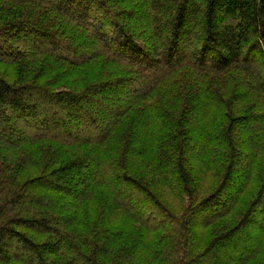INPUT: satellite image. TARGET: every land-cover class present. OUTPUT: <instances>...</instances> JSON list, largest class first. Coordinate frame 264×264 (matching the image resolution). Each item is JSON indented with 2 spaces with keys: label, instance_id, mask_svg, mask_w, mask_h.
<instances>
[{
  "label": "trees",
  "instance_id": "16d2710c",
  "mask_svg": "<svg viewBox=\"0 0 264 264\" xmlns=\"http://www.w3.org/2000/svg\"><path fill=\"white\" fill-rule=\"evenodd\" d=\"M139 8L143 27L127 21ZM38 60L0 74V264H264V0H0V62ZM103 67L106 81L55 89ZM183 70L198 88L180 89ZM234 72L247 91L224 82ZM168 89L180 109L156 95ZM82 171L86 191L68 188Z\"/></svg>",
  "mask_w": 264,
  "mask_h": 264
},
{
  "label": "rangeland",
  "instance_id": "374dc122",
  "mask_svg": "<svg viewBox=\"0 0 264 264\" xmlns=\"http://www.w3.org/2000/svg\"><path fill=\"white\" fill-rule=\"evenodd\" d=\"M62 4H64L65 6H70L72 8H76V5L75 4H69L67 2H63ZM138 14H131L130 17H128V22H129V19H130V22L129 24L133 25V26H136V27H143V25L145 24V10L139 8V11L137 12ZM38 15V12L32 8V12L31 14H29L30 17H36ZM93 20V19H91ZM89 20V21H91ZM31 39V37H29ZM33 39V38H32ZM28 43L29 44H35V45H38V44H41L42 46L44 47H49L51 48L52 50H54L55 52L57 53H60V47H58V45H54V44H51L49 41H38L36 42V40H28ZM95 42L90 39L89 40V43L88 45L91 47V45L94 46ZM149 51H152L153 47H148ZM72 56H76L75 54H71ZM44 66L43 62H41V60H38L34 63H30V62H21V63H17V64H9V63H4V62H0V74L5 77L7 80L9 81H15L18 77V75L22 74V71L25 72L26 69L28 68H31L33 70H40L42 67ZM189 71L187 70H183L182 73H180V76L179 79L182 80L184 79L185 81H187L188 83H190V85H181V90L183 89V92L186 90V89H194V88H198L199 87V84L201 83L202 80L200 79H195L194 76H192L190 73H188ZM36 72H34L29 80L32 81L34 80V75H35ZM110 75H113V71H109V68L108 67H103L102 69L100 68H83V69H80L76 72H74L73 74H71L68 78L64 79L61 77V80L57 81L56 82V87L55 89L56 90H61V89H70V90H76V91H80L82 90L84 87L88 86V85H91V84H94V83H99L101 81H106L109 79V76ZM147 82V80H145ZM144 81V82H145ZM208 82V80H207ZM226 84H228L229 87H238V90L241 92H243L244 90L247 91V87L249 85H251L248 81H246L243 77V75L239 74L238 72H234L232 74H229L226 78H225V81H224ZM187 86V87H186ZM185 88V90H184ZM189 90H187L185 93H184V97H185V101L182 103L184 105H188L186 103V95L190 94V92H188ZM165 92H170V94L168 93V95L166 94V102L167 104H169V107L173 108L175 107L176 109H180V105L179 103L182 102V99L183 97L179 98L178 100L180 101L178 103V101L176 100V97H175V93L174 92H171L168 90H164V91H161V92H157V96L160 97L163 93ZM188 92V93H187ZM116 90L115 89H109L106 93H103L101 96V101H99V104H102L103 107H101V113L97 119V122L99 123H102V124H105L107 122V120H109L110 118V115H111V112L112 110L115 108V106L113 104H110L108 102V99L107 98H110V97H114L115 94H116ZM194 93V92H193ZM191 93V94H193ZM182 95V93H180ZM202 96V95H201ZM118 102V101H117ZM109 112V113H107ZM57 144L53 143V142H49V141H44L40 144L41 147L47 150H50V151H54V150H58V148L56 147ZM244 148V147H243ZM72 151L73 153H77V151H75L74 149L70 150ZM72 153V155H74ZM145 168V167H143ZM140 170V169H139ZM141 171V170H140ZM83 172L82 171L80 174H79V178H81L79 181H76V182H73V180H70L68 183H67V187L74 190V189H82L84 191H86V185L83 181L84 179V175H83ZM215 174V173H214ZM213 173H209L205 179V184H206V189L210 187V184H213L214 182H216V179H213ZM28 175V174H27ZM27 175L24 177V179L27 178ZM35 174H31L29 175L30 177L34 176ZM58 178V177H57ZM56 178V180H58ZM83 178V179H82ZM149 182L151 183L152 181H154L153 179H155L153 176H151L150 174L148 175V178ZM59 180H62L59 179ZM158 185V184H157ZM201 190V192L205 195L209 194L208 190ZM166 193V192H165ZM167 203H171L174 201L175 204H180L178 200H174L173 196H171L168 192L167 194L164 196L163 198ZM123 203L125 204L126 208H129V209H135L137 208L138 206V203L135 202L132 197L130 198H126V199H123ZM176 208V207H175ZM177 209V208H176ZM87 211V210H86ZM93 213L90 211L89 209V215L90 216H94L95 213H97V211H95L94 209H92ZM264 211V210H263ZM205 214V212L203 213H200L197 217H195L193 219V224H197L199 222V220L202 218V216ZM260 228V218H256L254 220H251L246 228L243 230V235L242 237H237L235 238L236 241H244L245 238H247L250 234H252L254 231L258 230ZM125 230H127L128 232L130 233H133L136 236H141L142 234V229L138 228V227H135L134 225H128L127 228H124ZM31 235V234H30ZM124 237H130L128 235H125ZM38 242H44L46 239L43 238V237H35ZM121 241V239H120ZM234 254H229V257L228 256H224V260H223V263H228L229 264H236V261H235V258L233 256ZM220 256V253L218 255H216V257H219Z\"/></svg>",
  "mask_w": 264,
  "mask_h": 264
}]
</instances>
